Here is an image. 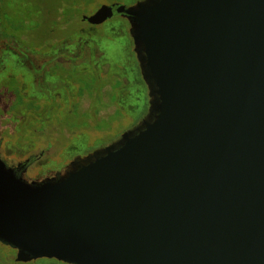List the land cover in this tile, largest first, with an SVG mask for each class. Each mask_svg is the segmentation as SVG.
<instances>
[{
	"label": "water",
	"instance_id": "obj_1",
	"mask_svg": "<svg viewBox=\"0 0 264 264\" xmlns=\"http://www.w3.org/2000/svg\"><path fill=\"white\" fill-rule=\"evenodd\" d=\"M116 14L148 113L62 176L0 158V244L59 264H264V0H137Z\"/></svg>",
	"mask_w": 264,
	"mask_h": 264
},
{
	"label": "rangeland",
	"instance_id": "obj_2",
	"mask_svg": "<svg viewBox=\"0 0 264 264\" xmlns=\"http://www.w3.org/2000/svg\"><path fill=\"white\" fill-rule=\"evenodd\" d=\"M42 1L48 9V22L42 25L40 19L39 23L20 31L23 46L26 47L23 52L31 53V59L36 64L44 62V55L48 52V73L57 69L55 73L64 79L48 78V98L56 100L63 97L66 103L56 106L57 100L52 104L48 101L49 106L34 110L35 119H30L26 124L18 120V114L0 109L1 154L7 162L13 163L28 155L37 156L43 150L41 159L29 168L30 175L37 178L63 170L73 157L117 138L137 123L141 117L139 108L143 104L148 107L149 101L145 83L140 81L141 72L127 19L113 16L96 26L81 20V14H91L101 4L116 2L129 5L136 0H75V14L63 1ZM33 3L36 8L41 5L39 0H33ZM57 8L61 12L70 9L71 22L64 30L59 28L55 18ZM4 41L6 45L0 43V49L21 50L20 43L8 39ZM62 69L63 72L60 71ZM94 70L98 79L93 81L92 92L87 90V96H77L78 90L81 94L84 92L85 84L93 78ZM17 72V66H14L6 74ZM6 74H0V84ZM116 79L123 85L115 88ZM105 80L109 85L104 89L107 92L102 94L99 88ZM31 88L34 89L33 86ZM44 113L48 114L46 148V141L43 137L40 139L38 134ZM37 118L42 119L39 121ZM15 253L14 249L0 244V264H42V260L46 259L18 262Z\"/></svg>",
	"mask_w": 264,
	"mask_h": 264
},
{
	"label": "flooded vegetation",
	"instance_id": "obj_3",
	"mask_svg": "<svg viewBox=\"0 0 264 264\" xmlns=\"http://www.w3.org/2000/svg\"><path fill=\"white\" fill-rule=\"evenodd\" d=\"M136 1H134L133 3L129 5L134 4ZM112 4L117 5L120 3L113 2V3H109L108 5H112ZM129 5H126V6H129ZM114 16H121V17L126 18L122 14H116ZM81 19H82V16H81ZM83 21H86V20H83ZM89 25L96 26L92 24H89ZM128 25H129V22H128ZM128 32H129V28H128ZM3 41L4 40H0V43H2L3 45H6L5 41L4 43ZM19 43H20V48H21L20 51L10 50L9 48H5V47L0 49V74H3V73L6 74L9 71V68H12L14 66L15 67L17 66V69H18L17 73H14L11 75L6 74L3 76V80H1V84H0V90L2 88H5L7 90L10 88L13 89L14 91L13 95H11L9 98L7 97V95H4L3 100L4 102L8 103V106L13 105V108L15 109V112H14L15 115L18 114L16 116L18 117V120H23V124H26L27 122H29L30 119L31 120L33 118L35 119V116H34L35 112L33 113L34 110L38 108L45 109L46 107L49 106L50 104L49 102H51L52 104L56 100H57L56 106H62L64 103H66V100H64L63 97H60L56 100L54 98L52 99L48 98V78L53 77L55 79L59 78L60 81L64 80L62 77H60V75L55 73L57 69L51 70V72L48 73V68H46V65H47L46 61H48V52L44 55V58H43L44 62L38 60L39 63L36 64L31 59V56H32L31 53L23 52V49H26V47L23 46V43H21L20 39L18 40L16 44H19ZM60 71L63 72V69ZM66 81L68 82L69 80L66 79ZM32 86L34 87L33 90L31 88ZM146 90H147V87H146ZM107 94H109V92ZM147 94H148V91H147ZM77 96H79L78 93H77ZM10 98L12 100H10ZM75 103H79V101H76ZM147 113H148V107L146 111L143 114H141V117L139 118L137 123L128 129L135 127V125H137ZM37 119L40 121L42 118L41 119L37 118ZM47 125H48V114L44 113V118L43 120H41V125L39 127L38 134L40 136V139H42L43 137L44 141H46L45 148L48 147V133H46V131H48ZM120 135L117 138L106 142L105 144H101V145L99 144L97 147L93 148L89 152L82 154L81 156L78 155V156L73 157L71 160H69L68 165H66L63 168V170H56L54 174L50 176H48V174H42L40 177L37 178L36 176L32 177L30 175L29 168L31 167L32 164H34L35 162H38L41 159V157L43 156V150H40L37 156H35L34 154L28 155L27 157L23 159H18L13 163L7 162L5 158L3 157V155L1 154V152H0V158L7 167H10L11 169H13V171L15 172L17 176L22 177L23 179L29 182H33V181L42 182L44 180H47L48 178H52V177L58 178L62 176L63 174H65L67 171H69L76 165L77 160H80L82 158L84 159L88 154L93 152L95 149L103 148L104 146L114 142L120 137Z\"/></svg>",
	"mask_w": 264,
	"mask_h": 264
},
{
	"label": "trees",
	"instance_id": "obj_4",
	"mask_svg": "<svg viewBox=\"0 0 264 264\" xmlns=\"http://www.w3.org/2000/svg\"><path fill=\"white\" fill-rule=\"evenodd\" d=\"M39 1L41 2V5L38 8H36L37 6H34L33 0H0V40L8 39L18 42V40L20 39L21 43L24 44V39L22 38L23 34H21L22 32L20 31L24 30L26 26L30 28L34 24L39 23L40 19L42 25L48 22V9L46 8V3L43 2L42 0ZM57 1L59 2L63 1L66 4H68V6H70V9L72 8V11L75 14L76 12L75 0H57ZM70 9L67 10L64 9L62 12L59 8L56 9L55 18L57 20V24L59 25V28L62 30H64L66 26H68L69 23L71 22L69 17ZM34 12L35 14H33ZM76 15H78V13H76ZM82 15L83 14H81V16ZM83 73H85V71H83ZM92 77L93 78L91 79V81L86 82L85 84L86 88L83 89L84 92L82 91L83 92L82 94L79 93V90L77 91V93L80 94V96H87L86 91L87 90L91 91L93 87L92 86L93 83L95 82V80L98 79L97 73L96 72L94 74L92 73ZM117 80L118 79H116V81ZM140 81L144 83L142 78H140ZM106 85H109V83L105 80L101 88H99V91H101L102 94H105V92H107L106 90H104ZM121 85H123V82L118 80L117 83H115V88H118ZM5 90L7 89L2 88L0 90V109H3L2 111L7 110L10 113H14L15 109L13 108V105L8 106V103L4 102L3 100L4 95H7V97L9 98L11 95H13L14 91L12 88L8 89L7 91ZM10 100L12 99L10 98ZM146 109H147L146 105L143 104V106L139 108V111L141 112V114H143L146 111ZM42 264H59V263L54 259H43Z\"/></svg>",
	"mask_w": 264,
	"mask_h": 264
}]
</instances>
